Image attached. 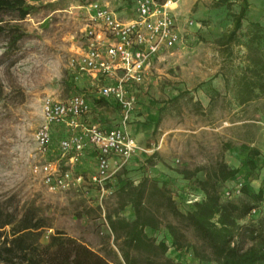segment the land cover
<instances>
[{
  "label": "rangeland",
  "instance_id": "rangeland-1",
  "mask_svg": "<svg viewBox=\"0 0 264 264\" xmlns=\"http://www.w3.org/2000/svg\"><path fill=\"white\" fill-rule=\"evenodd\" d=\"M24 1L29 7L24 19L0 13V24L15 27L16 35L21 36L11 44V31L0 34V195H15L21 204L34 202L39 207L51 227L44 231L42 243L54 231H61L108 261H120L106 217L117 213L132 219L130 206L120 210L117 187L126 182L133 186L143 179L156 182L168 191L180 212L187 210L189 196H195V181L221 164L238 171L222 184L221 191L238 181L257 190L264 179V99L242 107L233 103L231 87H224L221 74L231 73L237 62L228 67L215 40L230 29L229 13H238L244 6L243 31L249 22L264 26V0H230L229 10L211 9L210 0H179L173 15L183 34L182 43L155 58L144 82L135 88L138 105L129 132L144 152L135 164L117 172L111 181L112 193L102 200V207L93 190L46 191L31 172L40 160L34 133L42 122L45 97L66 100L82 92L81 84L77 91L73 87L67 62L82 47L88 4L99 1L115 9L122 19L130 17L120 11L119 0ZM234 52L236 56L244 51L236 47ZM94 104L104 108L98 114L92 111L89 119L101 113L102 126L117 124L119 115L111 104L100 100ZM52 130L57 137L66 135L65 129ZM252 146L260 151L256 159L259 169L249 173L243 147ZM56 154H52L54 159ZM89 169L83 171L88 174ZM148 206L162 225L154 232L147 229L146 234L166 243L167 257L180 264H212L171 247L164 226L175 221L157 210L153 200ZM184 235L189 245L197 244L190 231Z\"/></svg>",
  "mask_w": 264,
  "mask_h": 264
},
{
  "label": "trees",
  "instance_id": "trees-1",
  "mask_svg": "<svg viewBox=\"0 0 264 264\" xmlns=\"http://www.w3.org/2000/svg\"><path fill=\"white\" fill-rule=\"evenodd\" d=\"M229 1L210 0V8L229 10ZM28 8L24 0H0V13L16 14L18 20L24 19ZM244 14L245 6L238 13L230 12V29L215 40L222 61L228 67L237 62L231 73L221 76L224 87H231L233 103L238 107L264 99V26L249 22L243 31ZM14 30L17 31L0 24V34L12 32L11 44L21 37ZM236 47H241L243 54L235 56ZM243 150L249 173L258 171L256 159L260 151L253 146ZM237 173L222 164L212 173H205L193 187L200 200L185 212H180L168 191L154 181L143 179L136 186L131 182L120 184V210L130 206L133 217L127 220L117 213L106 217L120 257L115 263L61 231H54L42 243L44 231L51 227L39 207L34 202L21 204L15 195H0V264H180L166 256L168 247L164 241L146 234L147 229L154 232L162 225L148 206L152 200L157 210L175 221L164 226L175 250L191 252L199 261L212 264H264V214L248 218L250 211L264 200V179L257 190L245 183L239 197L221 201L222 184ZM185 231L192 233L197 244L187 243Z\"/></svg>",
  "mask_w": 264,
  "mask_h": 264
},
{
  "label": "built area",
  "instance_id": "built-area-1",
  "mask_svg": "<svg viewBox=\"0 0 264 264\" xmlns=\"http://www.w3.org/2000/svg\"><path fill=\"white\" fill-rule=\"evenodd\" d=\"M119 8L130 17L122 19L115 9L99 1L87 6L82 47L67 62L71 80L81 93L66 100L49 96L41 103L42 122L34 133L40 160L31 167L48 193L89 191L97 193L98 205L112 193L111 181L129 161L143 153L129 132L138 99L135 88L141 85L152 61L180 45L183 34L173 10L179 0H119ZM94 100L114 104L117 124L105 128L90 122ZM89 119V120H88ZM65 129L66 135L54 146L52 128ZM56 152V157L52 154ZM90 154L89 173L80 161ZM243 183L225 189L226 199L241 195ZM187 206L200 200L190 195ZM264 200L248 218L264 213Z\"/></svg>",
  "mask_w": 264,
  "mask_h": 264
},
{
  "label": "crops",
  "instance_id": "crops-1",
  "mask_svg": "<svg viewBox=\"0 0 264 264\" xmlns=\"http://www.w3.org/2000/svg\"><path fill=\"white\" fill-rule=\"evenodd\" d=\"M129 17V16H128ZM109 104V103H108ZM103 108L104 107H98L97 105H93V111H96V114H98V112H100V111H102L103 110ZM102 114L100 113V116H101ZM100 116H95L94 118L92 117L91 119H90V122H94V123H98L99 125H102L101 123H103V122H101V120L103 119V118H101ZM89 120V119H88ZM103 127H105V128H110L109 126L107 127V126H103ZM65 135L64 134H61V135H59V137H57L56 136V133H55V131H53L52 130V140H53V142H57L59 139H61V138H63ZM140 155V154H139ZM138 155H136L135 157H133L130 161H129V163H128V165H133V164H135V160H137V157ZM92 162V158H91V155L90 154H86L84 157H83V159L80 161V164H79V166L80 167H83V168H88L89 167V163H91ZM165 179H166V177H164Z\"/></svg>",
  "mask_w": 264,
  "mask_h": 264
}]
</instances>
